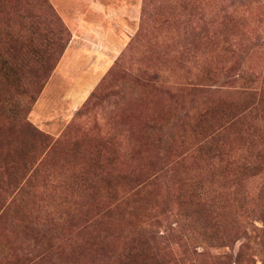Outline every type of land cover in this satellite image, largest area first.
Here are the masks:
<instances>
[{
  "label": "rangeland",
  "instance_id": "1",
  "mask_svg": "<svg viewBox=\"0 0 264 264\" xmlns=\"http://www.w3.org/2000/svg\"><path fill=\"white\" fill-rule=\"evenodd\" d=\"M97 1L80 33L0 0V43L41 34L12 58L54 65L27 116L45 138L0 114V264H264V0Z\"/></svg>",
  "mask_w": 264,
  "mask_h": 264
},
{
  "label": "trees",
  "instance_id": "2",
  "mask_svg": "<svg viewBox=\"0 0 264 264\" xmlns=\"http://www.w3.org/2000/svg\"><path fill=\"white\" fill-rule=\"evenodd\" d=\"M2 1L5 3L6 2L10 3L11 0H2ZM37 35L41 36V34L38 32V26L33 23L32 25H30L28 29V33L26 35H22L20 32H17L15 34L11 31H8L6 35H4L5 36L4 40L6 39L8 42H6L5 40L6 43H0L2 45L0 46V85L11 90L6 95L2 96V98L0 97V114L6 115L7 120L9 122H12V123L14 122L16 124H19L21 127L27 128L34 135L36 136L38 135V136L45 138L46 136L39 133L36 130V128L30 123L27 116L32 111V107L37 99V95L40 92V90H38L35 95L34 94L35 90L33 89H36L35 86L37 87V84H39V81H45L48 78L54 65L50 66V68L48 67L47 69L43 70L44 71L43 78H38L37 81H33L34 73H32L31 71L25 70V67L27 68L29 66L28 64H30L31 62L24 61L23 63L21 60L17 59V56H15L16 53L13 58L11 55L13 53L12 50H14L12 47V43H16V46L18 44L23 49L25 48L28 49V47L26 46L33 45L32 42L35 41V38L37 37ZM46 47H47L46 49L44 48L43 49L48 51L50 47H48V45H46ZM34 53L38 54L39 50H37L36 52L34 51ZM249 91H250V94L254 97H257L259 94L254 88L252 90L250 89ZM213 110L214 108H211V110H208L206 114L200 115L199 120H202L206 115L210 116ZM230 119L231 118H229V120ZM223 120H224V116L221 117V123L218 124L221 126H216L214 128V126L211 125L205 128L204 142L201 145L203 146L202 150H206V149L211 150V148L214 147L213 144L215 143V141H217L218 135H220V132L224 129V125H222ZM230 121H233V120H230ZM210 140H214V143L213 142L210 143L211 142ZM254 167L255 166L244 165L241 169L242 171L251 170ZM100 179L104 180L108 178L101 177ZM153 179L156 180L157 178H153ZM148 184L150 183H145L143 187L148 186ZM141 190L142 189H139L138 193H136L135 196L136 195L140 196ZM191 194L193 196L191 197L188 196L187 198H185L186 199L185 204L191 205L190 204L191 201L200 200L202 197V195L199 194V191L197 192L195 189L192 190ZM128 200H130V198H127V201ZM127 201L121 200L118 198L117 200H115L114 206L112 207V209L119 210L122 207L129 208L130 205L127 204ZM112 209H109V210H112ZM195 222L193 223L195 224ZM223 238L224 237L221 236V233L217 230L215 239L217 241H220V240H223ZM130 257L131 256L128 255L126 259L129 260Z\"/></svg>",
  "mask_w": 264,
  "mask_h": 264
},
{
  "label": "crops",
  "instance_id": "3",
  "mask_svg": "<svg viewBox=\"0 0 264 264\" xmlns=\"http://www.w3.org/2000/svg\"><path fill=\"white\" fill-rule=\"evenodd\" d=\"M80 2L79 6L76 7V10L71 9V10H62L60 9V7L55 3L54 0H51L52 4L55 6V8L57 9V11L59 12V14L61 15V17L63 18V20L65 21V23L68 26H75L78 32H82V30H86V27H91V25L85 20V17L82 15L81 12V8H82V4H83V0H78ZM89 1L90 2V6L94 9V12L97 14H101L105 12V7L101 4L98 3L97 0H86V2ZM87 34V33H86ZM77 33H74V38H73V42L74 41H78L76 40L77 38Z\"/></svg>",
  "mask_w": 264,
  "mask_h": 264
}]
</instances>
